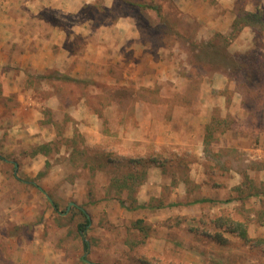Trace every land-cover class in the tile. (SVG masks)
<instances>
[{
    "label": "rangeland",
    "instance_id": "rangeland-1",
    "mask_svg": "<svg viewBox=\"0 0 264 264\" xmlns=\"http://www.w3.org/2000/svg\"><path fill=\"white\" fill-rule=\"evenodd\" d=\"M25 11H38L27 15L30 28L73 32L68 72L75 76L23 80ZM205 92L227 96L231 112L213 113L204 131L199 120L207 114L192 105ZM81 103L89 116L71 115ZM166 131L177 140L204 131L212 141L226 131L233 141H264V0H0V264H264V231L254 227L245 240L223 230L228 222L217 225L221 218L258 225L255 204L156 207L177 202L175 158L186 166L198 147L192 135L187 147L166 141ZM226 157L244 170L237 149ZM148 158L165 170L150 197L138 199L149 166L131 194H116L111 177L128 171V160ZM53 166L62 178L49 188L42 181ZM116 196L154 207L129 210ZM78 207L90 219L87 251Z\"/></svg>",
    "mask_w": 264,
    "mask_h": 264
},
{
    "label": "crops",
    "instance_id": "crops-1",
    "mask_svg": "<svg viewBox=\"0 0 264 264\" xmlns=\"http://www.w3.org/2000/svg\"><path fill=\"white\" fill-rule=\"evenodd\" d=\"M84 1L87 2V0ZM37 13L38 11H25V17L22 19L21 26L19 25L21 28L19 30L21 35L19 41L21 50L23 51L22 58L19 59V67L22 68L23 80L30 77L27 73H31L33 76L51 72L57 73L60 76H75L74 72L76 70L70 71V73L68 72L71 59L73 58L68 49L70 45L69 40L73 32L64 27L57 26L50 29L41 28L39 30L30 28L26 23L29 18L27 15H34L36 18ZM85 59L86 55L80 56V61H82L81 65ZM158 95L159 98L165 99L168 94L161 92ZM199 95L203 96L200 97L199 101L193 103L192 108L195 109L198 115L202 112L204 113L203 116L207 114L199 120V122L201 121L200 124L203 125L202 130L205 131V126L207 123H210L213 113L217 111L222 117H225L230 114L231 108H227L229 107L227 96L211 92L200 93ZM51 98L54 100L56 97L51 96ZM181 106L185 107L187 103L183 101ZM69 108H71L69 109L71 115L84 114L82 116H89V109L84 103L77 106H70ZM86 127L83 124L79 130L87 131ZM167 130H169L168 127ZM204 131L200 135L199 133L192 135L190 132H182V135L178 137L179 140H177L174 134H168L167 131L164 134L163 139L165 138L167 141L168 136H170L168 141H171L173 138L174 142L180 143L183 147L192 144L189 140V137L192 135L191 138L197 139L195 142L198 145L197 149L192 151V161L186 166L182 164L178 165L176 178L179 180V183H176L174 192L171 193V199L182 202L183 205L180 206L181 208L189 205L186 203L193 202L196 199L208 198L212 200L211 203L213 204H242L245 201L255 204V207L259 211L264 210V141H253L249 137L244 136L233 141L226 131L223 134V138L216 137L212 141L209 139L205 141ZM41 137H45L43 133ZM49 137H51L50 139L53 138L51 135ZM161 140L162 138L160 137ZM235 149L243 156L244 170L234 169L229 163V158L226 157V154L229 156L230 152H233ZM187 151L189 150H186L185 154L180 155H188ZM60 171L61 167L53 166L42 183H45L49 188L53 187L62 178ZM148 172V178L143 184L144 194L141 196L143 198H139L141 195L139 192V202H145L150 197V195H147V192L149 188L156 186L153 181H156V179L160 181L164 177L162 169L157 166H151ZM183 179L191 181L192 186H187L181 181ZM247 180L248 187L245 184ZM226 199H230V201H225ZM191 204L201 203L195 202ZM252 216L254 215L251 214L250 221L255 222ZM254 227L258 231H264V222L259 221L258 225L251 223L247 226V233L250 237L256 234Z\"/></svg>",
    "mask_w": 264,
    "mask_h": 264
},
{
    "label": "trees",
    "instance_id": "trees-1",
    "mask_svg": "<svg viewBox=\"0 0 264 264\" xmlns=\"http://www.w3.org/2000/svg\"><path fill=\"white\" fill-rule=\"evenodd\" d=\"M239 22H240V17L237 20H234V22L232 24L233 27L236 28L239 25ZM44 144H45V147H47L48 143H44ZM40 147H42V146H40ZM37 151H39V150H37ZM179 158L180 157L175 158V160L177 162V167L179 164H182V162H180L181 160ZM0 159L4 160V158L1 155H0ZM126 163H125V165H128L127 167L129 168L128 171L126 170V172L122 176H118L119 178L116 176H115V178H114V176L111 177V182H112V185L115 186L114 188L116 190V194L120 193L123 190L124 191L126 190L128 192V194H131L134 187L136 185L141 184V182L144 181V179H145V176L143 175V173H140L139 170L144 171L147 166H149V168H150V166H158L162 169V171H165L163 165H161V163L159 161L153 160L151 158L140 159V160L131 159L130 161L128 160ZM46 166H48V162L45 163V167ZM177 167H176V169H177ZM133 168H134V170H133ZM135 169H137V170H135ZM43 174H44V171L39 172L38 176H41ZM113 178H114V180H113ZM30 181L34 186H36V188H38L40 191H42V189L40 188V186L36 183V181L34 179H31ZM115 198L121 206H123L129 210L136 209V208L154 207V206H149L147 203H139V202H137V200L132 201V202H135L136 204L133 203V204H130V206H129V205L125 204V202L122 198H120L118 196H116ZM135 199H136V197H135ZM47 200L52 204V206L54 208L57 207L56 203L49 196H47ZM211 201L212 200L208 199V198H199V199L194 200L193 202H188L186 204H191V203H195V202L196 203H199V202L203 203V202H211ZM225 201H230V199H226ZM181 205H183L182 202H169L166 204H160L156 207H158V208L174 207V206H181ZM78 211H79V213H81L84 221L79 222L77 224L76 228H77L78 234L81 238L83 250L87 251L89 249V243L84 237H85V233L87 230V226L90 222V219L82 207H80V208L78 207ZM256 215H257L258 219L259 218H261V220L263 219V221H261V220H259V221L264 222V210H261V211L258 210ZM226 222H228L227 226L225 225ZM217 225L219 228H221V226L225 225V228L223 230L226 232H230V233L238 230V235L245 240L247 239V229H246V227L241 226V222H238V221L235 222V221L231 220L230 218H221V219H218ZM224 241H225L224 239L223 240L221 238L219 239L220 243H222Z\"/></svg>",
    "mask_w": 264,
    "mask_h": 264
},
{
    "label": "water",
    "instance_id": "water-1",
    "mask_svg": "<svg viewBox=\"0 0 264 264\" xmlns=\"http://www.w3.org/2000/svg\"><path fill=\"white\" fill-rule=\"evenodd\" d=\"M15 166H16V164H15Z\"/></svg>",
    "mask_w": 264,
    "mask_h": 264
}]
</instances>
